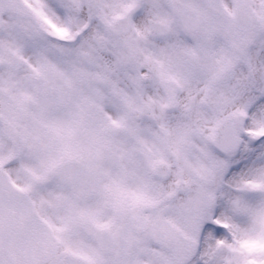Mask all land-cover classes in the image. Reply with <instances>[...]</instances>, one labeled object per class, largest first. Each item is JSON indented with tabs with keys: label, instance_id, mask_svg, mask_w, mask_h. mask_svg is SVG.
I'll return each mask as SVG.
<instances>
[{
	"label": "snow or ice",
	"instance_id": "snow-or-ice-1",
	"mask_svg": "<svg viewBox=\"0 0 264 264\" xmlns=\"http://www.w3.org/2000/svg\"><path fill=\"white\" fill-rule=\"evenodd\" d=\"M0 264H264V0H0Z\"/></svg>",
	"mask_w": 264,
	"mask_h": 264
}]
</instances>
